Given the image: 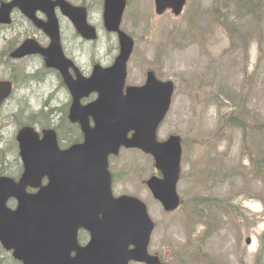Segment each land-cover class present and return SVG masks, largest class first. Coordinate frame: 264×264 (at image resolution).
Masks as SVG:
<instances>
[{"label": "rangeland", "instance_id": "374dc122", "mask_svg": "<svg viewBox=\"0 0 264 264\" xmlns=\"http://www.w3.org/2000/svg\"><path fill=\"white\" fill-rule=\"evenodd\" d=\"M69 1L86 3L98 38L84 43L61 16L66 53L85 75L93 64L110 66L118 45L103 28V0ZM239 1L187 0L174 17L169 11L156 16L153 0H127L121 29L135 42L127 84L141 85L150 69L175 84L158 137H181L182 204L174 213L163 212L144 184L155 174L153 161L134 150L110 161L113 193L146 203L156 226L149 251L165 264H254L263 245L264 169L258 162L264 161V0H258V22ZM8 72L0 67V78ZM32 90L35 110L47 102L55 109L47 123L61 124L57 108L67 109L69 96L57 78ZM1 127L3 137L13 136L12 125Z\"/></svg>", "mask_w": 264, "mask_h": 264}, {"label": "water", "instance_id": "95a60500", "mask_svg": "<svg viewBox=\"0 0 264 264\" xmlns=\"http://www.w3.org/2000/svg\"><path fill=\"white\" fill-rule=\"evenodd\" d=\"M185 3L154 0L155 13L160 16L171 10L179 16ZM125 5L126 0H104L103 25L108 33L117 35L119 54L109 68L94 66L89 78L63 56L53 13L55 6L60 7L82 38L95 40L96 31L87 24L85 9L64 0H13L0 7L1 24L9 23V14L17 7L50 38L48 49L26 41L11 57L40 54L47 67L60 72L72 98L68 120L77 123L83 134L81 144L64 151L59 150L52 130L43 131L41 140L30 128L22 129L17 136L24 172L18 183L0 178V244L21 264H161L148 254L154 223L146 206L133 197L114 198L108 171L109 156H117L121 148L138 149L153 158L162 175L146 183L153 198L167 213L180 204L176 193L180 138L157 141L174 85L157 80L149 71L144 86L125 88L127 62L134 47L131 37L120 30ZM38 10L47 15V24L34 18ZM10 91L9 83H0V105ZM91 94L97 95L96 100L82 106L81 100ZM45 177L48 182L41 186ZM28 187L38 191L29 194ZM10 199L17 202L15 210L6 207ZM80 229L90 235L84 247L77 240Z\"/></svg>", "mask_w": 264, "mask_h": 264}, {"label": "flooded vegetation", "instance_id": "af4514ba", "mask_svg": "<svg viewBox=\"0 0 264 264\" xmlns=\"http://www.w3.org/2000/svg\"><path fill=\"white\" fill-rule=\"evenodd\" d=\"M9 1L11 0H0V6L2 5V3H7ZM76 6L84 7L87 13L89 11L86 3ZM55 14L60 27L62 47L64 52L66 53L61 31L62 25L60 20L62 14L57 8L55 9ZM9 15L10 22L8 25L0 23V43L4 42V47L7 48L6 51L9 48L13 50L16 49L25 40H32L43 48H46L50 44L49 38L42 31L37 29L33 22L29 20L27 16L23 14V12L18 8L12 9ZM35 18L38 21H47V16L41 11H36ZM2 52L3 51H1L0 54ZM34 60H38L39 66H33L31 62ZM12 63H15L21 69V71L17 69L16 66L14 67L15 69L12 68L14 71L10 70L4 60L0 61L1 69H6L9 71L7 73V76L3 75L0 78V81H7L12 84V91L9 98L0 106V177L12 178L13 180L17 181L23 173V165L19 157V144L17 142V134L19 130L25 127L35 128L40 132L37 126L34 127L32 125L34 121V114H40L48 104L47 102L43 101L41 107L38 108L37 111H34L35 108L32 104L33 99L31 98L34 94L32 87L34 84L37 87H44L51 77L59 78L60 76L56 71L46 68L44 66L42 58L39 55L29 56L22 60L13 61ZM41 119L44 120V116ZM1 123L12 125V128L15 129L13 136H2L1 131L3 128L1 127ZM77 127L78 126H76V128ZM76 128L75 134L81 137H73V140H79L81 142L83 137L79 131V128ZM59 129H61V135L65 139L62 141L65 144L69 142H72L74 144L76 143L75 141L68 140L71 136V130L69 133V130L66 128V126H63ZM62 141L60 142L63 144ZM46 184L47 179H43L41 185L44 186ZM27 192L29 194H33L37 192V190L29 188L27 189ZM16 206L17 202L13 199L7 202V207L11 210H14ZM78 239L80 244L83 246L88 242L89 235L86 231L80 230L78 232ZM0 264L20 263L14 261L10 252H6L5 250H3V248H0Z\"/></svg>", "mask_w": 264, "mask_h": 264}, {"label": "trees", "instance_id": "16d2710c", "mask_svg": "<svg viewBox=\"0 0 264 264\" xmlns=\"http://www.w3.org/2000/svg\"><path fill=\"white\" fill-rule=\"evenodd\" d=\"M239 3H243V0H240ZM245 3L248 4V7H249L248 12L251 15V17L254 20H256V22H258L260 20L261 16H262V14L260 13L261 10L259 8L260 7L259 1L256 0L254 2V0H245ZM250 3H252V4H250ZM42 115H44V114L41 113V116ZM61 119H62V121H64V115L62 116ZM65 122H66V125L65 126L68 128L69 133H70V130H71V127L72 126H70L68 124L66 118H65ZM60 126L63 127L64 126V123L62 124V122H61ZM70 134H71V136H70L71 139H73V137H77V135L75 134V131L74 130H71V133ZM258 164H259L260 167H262V169H264V161H260V162H258ZM259 166L253 168L254 169L253 171H255L257 173L263 171L262 169L259 168ZM261 241H262V244L263 245H262L261 250H259L258 254L256 255V259H255V263L254 264H264V233L261 236Z\"/></svg>", "mask_w": 264, "mask_h": 264}]
</instances>
